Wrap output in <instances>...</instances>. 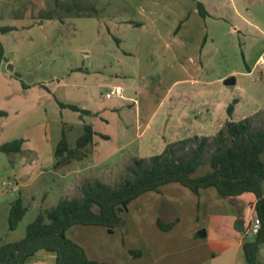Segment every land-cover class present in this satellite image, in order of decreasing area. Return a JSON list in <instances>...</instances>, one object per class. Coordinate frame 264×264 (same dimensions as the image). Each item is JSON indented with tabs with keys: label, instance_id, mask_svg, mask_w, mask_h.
<instances>
[{
	"label": "rangeland",
	"instance_id": "obj_1",
	"mask_svg": "<svg viewBox=\"0 0 264 264\" xmlns=\"http://www.w3.org/2000/svg\"><path fill=\"white\" fill-rule=\"evenodd\" d=\"M207 11V15L200 16L192 0H0V24L14 27L1 34L0 40L6 57L15 65L10 75L7 71L0 74V110L5 111L0 115V144L44 121L48 145L43 152L49 149L53 161L43 163L45 169L36 176V171L29 173L19 181L22 185L16 186L12 159L18 155L0 151V244L21 239L40 212L64 198L80 197L85 181L101 177L97 168L80 178H64L55 171L54 151L62 134L70 148L76 147L85 124L109 136L95 139L99 157L107 151L113 153L108 165L112 169L101 177L110 185L128 175L132 158L126 159L130 151L153 152L155 146L148 145H154L153 137H146L142 149L135 138L136 105L115 96L102 97L101 92L108 87L99 88L98 82H118L122 94L141 104L157 87L158 91L168 88L183 77V65L189 66V57L196 55L202 65L200 77L208 85L186 88L179 100L188 105L192 118L199 120L200 129L208 125L206 132L202 130L206 135L202 131L196 135L198 140L203 136L212 140L217 129H226L227 120L244 116L253 126L264 128V61L254 65L258 56L264 59V0H208ZM140 20L145 24L142 29L134 25ZM143 30L148 32L144 35ZM169 32L184 42L181 50L175 51L177 40ZM139 64L145 72L142 84L148 90L143 93L135 81ZM4 69L8 70L7 65ZM228 76L235 77V84L224 85ZM24 85L29 89L21 90ZM173 85L176 89L188 87L185 82ZM48 88H54L52 97H48ZM59 99L88 112L61 107ZM229 105L233 108L230 115L226 111ZM161 117L155 118L154 126ZM173 124L170 121V127ZM89 145L93 147L92 142ZM261 157L264 160V151ZM89 158L92 161L93 155ZM210 169L209 164L200 165L193 175L201 176ZM73 179L68 190L65 185ZM17 197L22 198L26 211L10 231L9 207ZM244 197L253 199L254 195L247 193ZM242 205L249 212L247 201ZM127 208L133 210L136 205ZM121 227L114 234L119 252L107 255L101 251L104 247L87 246L86 252L90 250L91 255H86L88 259L98 264H111V260L127 264L131 257L137 258L129 252L139 250L129 248L136 244L127 239L121 242ZM259 252L257 262L264 264V243ZM232 254L233 248L218 255L220 264H229ZM25 264H54V254L41 250ZM234 264H248L242 248Z\"/></svg>",
	"mask_w": 264,
	"mask_h": 264
},
{
	"label": "crops",
	"instance_id": "obj_2",
	"mask_svg": "<svg viewBox=\"0 0 264 264\" xmlns=\"http://www.w3.org/2000/svg\"><path fill=\"white\" fill-rule=\"evenodd\" d=\"M192 1L196 8V2ZM198 1L203 4L207 11L208 0ZM134 25H138L141 27L140 29L145 26L142 20L136 22ZM236 29L233 28L232 31ZM147 32L148 30H143L144 35ZM169 36H172L175 42L177 40L176 52L184 47V42L178 40L175 33L169 32ZM4 57V61L0 64V74H5L7 71L9 73L6 74L10 75L14 71L15 65L11 64V60L6 57L5 49ZM172 57L177 61L178 57L176 55ZM189 59V66L183 65L185 68H182L181 63L179 64V67L183 69V77L174 80L168 88L158 91L160 88L156 86L157 90L155 89L154 93L150 95L147 94L141 104L136 99L122 94V87L118 82H98L99 88L108 87L105 91L119 86L121 94L115 97H119L122 101L133 102L132 104L136 105L135 138L138 141L139 148H143V142H145L148 135L154 138V145L151 142L148 144L152 147L155 146L153 152L143 154V150L141 152L139 150V153L136 154V151H130L126 161L130 158L132 160L141 157L148 158L159 154L171 141L192 135L200 136L199 131L203 130L206 132L208 130V125L206 129H200L202 126L199 124V120L192 118L188 105L183 104L179 100V96H181L186 88L192 89L197 85L202 88V86L208 85L205 80L201 79L199 74L202 70L200 58H197L195 55L194 57L190 56ZM261 60L264 61L261 56H258L254 65ZM6 65L8 70L4 69ZM143 71L139 64V67L135 71L137 77L135 81L141 93L148 91L142 84L145 73ZM181 82L187 83L188 87L176 89L177 85L173 84H181ZM172 85L175 86V89ZM28 87V85H24L21 90H28ZM47 91L48 97H52L51 92L54 91V88H48ZM103 93L101 92L102 97L111 98L104 96ZM53 98H55L54 95ZM57 101L59 105L60 103L70 104L62 99ZM164 105H166V109L162 113L161 109ZM93 114L96 115L97 112ZM159 115L163 117H161V120L157 124L158 126H154L155 118ZM245 117L248 116L241 117L240 119ZM170 121L176 124L170 127ZM46 125L47 122L41 121L34 128L31 127L21 131L11 138L23 139L21 151L17 152V158L12 159L14 162V178L15 176L17 177L15 180L16 186L22 185L19 181L29 173L36 171L34 175L36 176L42 168L45 169L43 163L50 164L53 162L51 155L48 154L50 152L49 149L47 152H43V148L48 145V142H46L48 134L47 130L44 129ZM168 126L170 129L167 128ZM93 131L94 134L91 141L93 147L89 145L90 143L83 148L69 147L72 153L69 157L64 158V163L54 167L55 171L62 173V177L65 178L71 175L72 178H80L82 174L88 176L87 174L96 168L99 169V175L103 177L111 171L112 168L108 165L109 158L113 153L107 151L99 157L101 152L100 149L97 150L96 145L98 141L95 139V137L107 139L109 136L94 129ZM178 132L180 134L175 135ZM205 132H203V135H206ZM97 154L98 156H96ZM90 155H93L92 161L89 160ZM101 177H97L95 180L103 181ZM73 182L74 179L67 181L65 187L68 190L71 189ZM247 193L224 199L213 187L203 188L194 193L177 182L163 184L158 191L142 193L127 205L128 207L134 203L136 205L135 209L130 210L126 207L121 212L123 218V223L121 224L123 238H121V242L127 239L126 242L136 244L135 246H128L129 248L135 247L140 251V255L137 258L133 259L131 257L130 260L127 259V264H132L133 262L136 264H220L221 259L217 256L231 248H233V254L229 264H234L242 248V243L253 237V235L247 233V229L252 217L255 215L254 203L256 198L254 196L253 199H245L244 194ZM246 201L249 206V212L242 208V204ZM158 221L163 224H172V227L168 230H162L158 225ZM203 232L205 234L202 236ZM114 234L115 230L108 232L103 226L93 225H73L67 231V237L79 244L89 257L91 255L90 250H88L89 254L86 252L87 246L100 249L104 247L105 250L101 251L107 255H112V253L115 255L119 252V241L117 237H114ZM111 261V264H119L118 262H113V260Z\"/></svg>",
	"mask_w": 264,
	"mask_h": 264
},
{
	"label": "trees",
	"instance_id": "obj_3",
	"mask_svg": "<svg viewBox=\"0 0 264 264\" xmlns=\"http://www.w3.org/2000/svg\"><path fill=\"white\" fill-rule=\"evenodd\" d=\"M196 2L201 16L207 15L203 4ZM14 29L0 24V35ZM4 47L0 40V64L4 61ZM60 106L74 111L88 112L73 104ZM233 108H226L228 115ZM5 111L0 110V115ZM94 131L90 125L83 126V133L76 139V147L83 148L92 141ZM23 139L15 138L0 144V151L10 154L20 152ZM264 128L252 125L250 118L227 120L226 129H219L209 140H198L196 135L171 142L159 154L148 158H134L127 167L128 175L120 183L110 185L100 180H87L81 185V196L64 198L51 209L40 212L27 225L24 236L16 241L0 244V264H25L39 250L54 254V264H98L88 259L84 249L67 237L73 225L103 226L113 232L123 223L121 212L132 200L149 191H158L160 186L177 182L197 193L200 189L213 187L224 198L237 197L243 193L254 194L255 215L260 219L258 232L252 239L242 243L248 264H258L257 254L264 243ZM72 150L62 134L54 151V167L64 163ZM203 164L210 171L195 176L193 173ZM26 211L22 198L13 200L8 212V229L16 228ZM162 230L172 224L158 221ZM134 257L139 250H129ZM110 264V263H102Z\"/></svg>",
	"mask_w": 264,
	"mask_h": 264
},
{
	"label": "built area",
	"instance_id": "obj_4",
	"mask_svg": "<svg viewBox=\"0 0 264 264\" xmlns=\"http://www.w3.org/2000/svg\"><path fill=\"white\" fill-rule=\"evenodd\" d=\"M103 94L106 97L119 96L121 94V89L119 86H115V87H112L111 89H109L108 91H105ZM3 184L4 185L9 184V185L13 186L14 182H3ZM259 227H260V219L256 215H254L252 217L250 225L247 229V233L249 235H255L258 232Z\"/></svg>",
	"mask_w": 264,
	"mask_h": 264
},
{
	"label": "water",
	"instance_id": "obj_5",
	"mask_svg": "<svg viewBox=\"0 0 264 264\" xmlns=\"http://www.w3.org/2000/svg\"><path fill=\"white\" fill-rule=\"evenodd\" d=\"M223 83L224 85H233L235 84V77L234 76H228L226 77L224 80H223ZM205 233L203 232L202 233V236L204 235Z\"/></svg>",
	"mask_w": 264,
	"mask_h": 264
}]
</instances>
